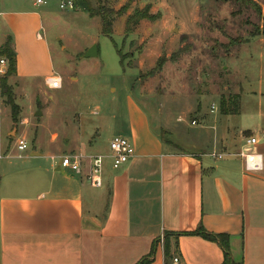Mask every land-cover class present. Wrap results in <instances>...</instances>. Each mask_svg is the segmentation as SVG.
<instances>
[{"label":"crops","instance_id":"1","mask_svg":"<svg viewBox=\"0 0 264 264\" xmlns=\"http://www.w3.org/2000/svg\"><path fill=\"white\" fill-rule=\"evenodd\" d=\"M38 6L35 1L0 0V48L11 38L16 55V74L9 84L14 94L28 85L46 97L38 105L41 116H33L35 123L19 118L17 125L23 123L15 139L32 137L31 151L5 159L9 180L0 192V264H173V259L177 264H223L217 243L191 235L199 229L227 236L230 264H264V40L257 37L256 90L241 87L235 115H222L216 108L200 113L190 136L192 147L181 150L164 143L142 104L129 94L99 102L89 112L92 119L61 109L51 115L55 129L43 140L44 109L59 107L45 91L53 90L46 80L61 78ZM138 89L141 102L154 117L160 115L155 97ZM245 96L257 100L252 128L243 126ZM210 114L214 124L207 126ZM13 126L11 122L6 134L0 128V142L15 143ZM115 137L127 139L134 149L133 158L116 170L108 146ZM247 138L256 144L247 145ZM99 139L107 143L106 152H99ZM213 154L221 158H211ZM64 156L80 158L78 173L61 168ZM95 156L105 157L99 188L87 182ZM245 156H257L260 170L246 171ZM17 159L19 163L10 161Z\"/></svg>","mask_w":264,"mask_h":264},{"label":"rangeland","instance_id":"2","mask_svg":"<svg viewBox=\"0 0 264 264\" xmlns=\"http://www.w3.org/2000/svg\"><path fill=\"white\" fill-rule=\"evenodd\" d=\"M33 1L17 0L24 5H31ZM42 1L45 4L38 9L44 13L45 36L56 74L62 81L59 89L45 88L59 107L44 109L45 114L40 119L43 130L39 132L43 140L48 136L46 132L55 129V118L51 115L61 109L92 119L89 112L99 102L121 99L129 94L142 104L163 142H171V148L183 150L192 147L190 136L197 130L192 123L198 125L200 113L209 114L212 105L219 110L221 98L227 100L241 93V87L245 91L256 90L259 84L256 80L260 71L258 38H251L250 34L254 27L262 26L264 0H247L255 6L243 5L237 0H90L93 7L99 4L116 14L111 17L113 42L101 34L99 18H90L78 8L62 11L58 7L59 0ZM141 11H146L153 20H142L131 35L125 36L126 19ZM259 39L264 40V37ZM92 45L97 47V58L82 59L83 50ZM115 46L123 57L124 69L119 64ZM33 52L41 55L39 49ZM4 78L0 76V86ZM9 80L8 77L7 86L20 108L19 118L35 123L37 119L33 116L40 111L39 102L46 97L28 85L19 86L14 94ZM138 87L144 94L155 97L153 105L159 104L160 115L154 117L149 105L141 102L144 99L138 95ZM5 100L0 89V128L4 134L11 126ZM245 100L242 108L248 115L243 126L252 128L256 122L257 100L253 97ZM206 124H214V114L208 116ZM17 125L13 126L12 139L22 132L23 123L20 127ZM7 138L9 140V136ZM26 143L28 151L20 154L21 157L31 151L32 137L28 136ZM8 144L1 139V193L9 180V170L4 168L9 160L5 159L8 155L18 156L15 143ZM96 145L100 147L99 152H106L109 146L100 139ZM10 161L20 162L18 159ZM24 174L21 179L26 176Z\"/></svg>","mask_w":264,"mask_h":264},{"label":"trees","instance_id":"3","mask_svg":"<svg viewBox=\"0 0 264 264\" xmlns=\"http://www.w3.org/2000/svg\"><path fill=\"white\" fill-rule=\"evenodd\" d=\"M238 3L243 5H253L251 1L247 0H237ZM75 7L76 9H80L82 12L88 14L90 18H99L100 19V26H101V34L108 37L110 41H112V24L113 21L111 19L112 16L116 15L113 13V11H107L104 8H102L99 4L97 7H93L90 3V0H75ZM117 13V15H119ZM257 14L260 15V10L257 9ZM142 20H150L152 21L153 18H150L147 16L146 11L136 12L132 16L128 17L125 22L124 26V35H131L134 31V29L138 26V24ZM263 36L264 37V19L262 20V26L260 27H254L253 32L250 34L251 38ZM11 38H6L5 42L0 48V59H4L6 61V71L4 74V79L1 82V93L2 96L6 99V106L9 108L10 111V117L11 122L14 126L18 124L19 116H20V108L15 104L14 97L12 95V91L10 87L7 86V78L11 77L16 74V55L12 49V42ZM113 42V41H112ZM239 43H242L239 41ZM246 43V41L244 42ZM117 56L119 57V64L121 67H123V57L120 53V51L115 46ZM159 68V67H158ZM237 100L238 97H230L227 100L224 98H221L219 103V112L222 115H235L238 112V106H237ZM191 235L200 236L203 239L217 243L220 248L223 250L224 254V260L223 264H230V255H229V248H228V242H227V236L225 235H210L203 231L202 229H199L198 231L192 233ZM165 249V255L167 256ZM154 254V250H151V255ZM138 264H148L147 260H143L139 262Z\"/></svg>","mask_w":264,"mask_h":264},{"label":"built area","instance_id":"4","mask_svg":"<svg viewBox=\"0 0 264 264\" xmlns=\"http://www.w3.org/2000/svg\"><path fill=\"white\" fill-rule=\"evenodd\" d=\"M36 5H44L42 0H35ZM59 9L65 12L74 11L75 0H59ZM6 71V61L0 59V76H3ZM46 85L49 89H59L61 87V81L58 77H50L46 80ZM215 110L212 105L211 113ZM196 125L195 122L192 123ZM246 144L254 146L256 144L255 138H247ZM15 150L17 151V157L20 158V154L27 151V144L24 140L18 139L15 141ZM109 159L112 162V168L114 170L119 169L121 166L129 162L134 156V149L131 143L123 137H115L109 142ZM105 157L95 156L90 159V169L87 175V182L92 188H99L101 186V169L102 160ZM211 158H221V156L211 155ZM60 166L72 173H78L80 171V158L72 156H64L60 159ZM245 170L248 172H256L260 170V162L257 156H245L244 157ZM173 264H177V259H173Z\"/></svg>","mask_w":264,"mask_h":264},{"label":"water","instance_id":"5","mask_svg":"<svg viewBox=\"0 0 264 264\" xmlns=\"http://www.w3.org/2000/svg\"><path fill=\"white\" fill-rule=\"evenodd\" d=\"M97 47L96 45H92L85 53L82 54V59H95L97 58ZM36 117L41 116L39 112L35 114Z\"/></svg>","mask_w":264,"mask_h":264}]
</instances>
